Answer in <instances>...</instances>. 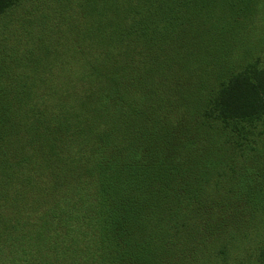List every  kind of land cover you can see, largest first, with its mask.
<instances>
[{
  "label": "trees",
  "instance_id": "1",
  "mask_svg": "<svg viewBox=\"0 0 264 264\" xmlns=\"http://www.w3.org/2000/svg\"><path fill=\"white\" fill-rule=\"evenodd\" d=\"M57 1L0 0V264H264V68L237 28L145 0L134 42L66 37Z\"/></svg>",
  "mask_w": 264,
  "mask_h": 264
},
{
  "label": "rangeland",
  "instance_id": "2",
  "mask_svg": "<svg viewBox=\"0 0 264 264\" xmlns=\"http://www.w3.org/2000/svg\"><path fill=\"white\" fill-rule=\"evenodd\" d=\"M144 1L58 0L57 3H52L53 5L51 7L49 6L46 11L51 14L52 21L55 16V21L58 23H66L68 27L66 32L64 26H60L64 30L66 37L74 36L73 38L105 40L104 38L106 36H111L113 39L119 36L134 42V38H137L134 37L133 31H138L140 28L139 24L135 26V22L133 21L138 20V17L143 12L144 14L147 12ZM199 2L202 3L204 0H199ZM204 8L205 5L203 7L200 6V9ZM206 9L207 17L206 12L201 13L200 11L199 20L204 19V17H211L210 20L215 21L218 17L219 23L224 24V28L229 26L235 29L236 27L237 31H239L234 34L230 33L232 38L229 49L232 54L242 53L243 55V52L247 51L248 58L246 61H251L257 68H264V0H206ZM215 26L218 28L216 24ZM126 31H128V34L124 36L123 34ZM61 39L65 40V37L63 36ZM238 67L234 64L229 69H237ZM253 132L264 141V125L255 123ZM258 149L259 154H264V142L262 146L258 144ZM225 153L228 154L229 152L226 151ZM229 156L230 159H228L227 163L231 168L228 169V174L231 173L233 177L236 178L237 176L239 179H243V181H247V179L253 177V172H250L249 169L244 167L249 165L251 157H246L241 162V158L238 157L236 159V156L232 152ZM252 166L254 167L255 165ZM258 166L260 168L264 167V158H260V164ZM262 179L264 180L263 177L259 180ZM252 186L253 184L249 185V187ZM234 259L236 260L237 258ZM235 260L232 259L231 264H234Z\"/></svg>",
  "mask_w": 264,
  "mask_h": 264
}]
</instances>
